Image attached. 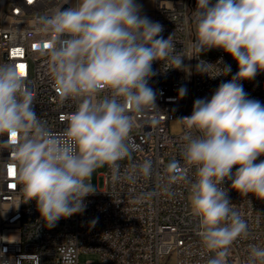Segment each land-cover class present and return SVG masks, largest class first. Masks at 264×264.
Here are the masks:
<instances>
[{
	"label": "clouds",
	"instance_id": "clouds-1",
	"mask_svg": "<svg viewBox=\"0 0 264 264\" xmlns=\"http://www.w3.org/2000/svg\"><path fill=\"white\" fill-rule=\"evenodd\" d=\"M142 10L138 0H64L35 21L47 39L43 45H49L40 51L48 57L56 91L62 100L77 101L62 132L51 130L37 115L26 76L14 63L0 62V148L11 147L24 203L36 202L49 229L85 211V198L97 192L91 183L96 170L107 166L113 183L156 175L150 159L123 171L119 162L140 149L131 135L136 116L158 109L157 93L149 85L157 75L153 63L167 60L175 66L163 71L190 66L175 50V32L164 38V26ZM193 23L195 71L209 75V68L219 65L210 77L231 73L222 57L216 64L197 58L213 49L230 55L238 71L210 99H196L191 115L177 119L184 128L183 165L172 159L157 177V187L168 193L186 180L189 167L195 169L190 206L199 220L203 249L211 254L207 264H227L234 242L249 235L229 191L264 201V160L257 162L264 156V104L249 98L241 83L264 72V0H197ZM187 92L181 86L178 98ZM3 255L0 264H10ZM245 264H264V247L250 245Z\"/></svg>",
	"mask_w": 264,
	"mask_h": 264
},
{
	"label": "built area",
	"instance_id": "built-area-1",
	"mask_svg": "<svg viewBox=\"0 0 264 264\" xmlns=\"http://www.w3.org/2000/svg\"><path fill=\"white\" fill-rule=\"evenodd\" d=\"M196 2L152 1L151 20L164 26V38L175 32V50L186 57L184 64L191 68L163 71L175 66L167 60L153 63L157 75L149 85L157 93L158 109L136 116L137 126L131 135L140 149L133 152L130 159L119 162L123 171L133 163L150 159L156 175L140 178L135 183H113L106 166L104 189L85 198V211L62 218L49 229L40 219L36 202L24 203L20 185L15 175L9 173L10 168L15 170L11 147L0 148L2 260H9L10 264H81V255L96 254L97 263L85 264H207L211 254L203 249L197 234L199 220L190 206V182L196 179L195 169L189 167L186 180L173 184L168 193L157 187V177L163 175L172 159L183 165L180 147L184 128L177 119L191 115L196 99H210L219 84L231 80L238 71L236 61L221 49L211 50L212 57L197 58L216 64L222 57L224 64L231 65V73L210 77L217 74L219 65L209 68L210 76L195 71L198 61L192 57L196 56L193 50ZM63 3L64 0H0V62H12L16 67L24 65V76L35 92V111L54 132L63 131L68 116L76 111L77 101L62 100L56 91L48 69V57L40 51L47 39L38 32L35 21ZM190 78L191 94L188 90ZM241 83L249 98L264 104V72L254 80ZM181 86H186L188 92L179 99ZM152 120L156 123L152 124ZM259 160H264V156L257 162ZM230 184L231 181H226L224 186L230 189ZM152 192L155 194L147 195ZM229 197L249 228L248 237L234 242L230 255L236 264H245L250 245L264 247V201L252 194L243 197L235 190L229 191ZM94 219L97 222L92 226L90 222ZM17 236L19 242L13 243Z\"/></svg>",
	"mask_w": 264,
	"mask_h": 264
},
{
	"label": "rangeland",
	"instance_id": "rangeland-1",
	"mask_svg": "<svg viewBox=\"0 0 264 264\" xmlns=\"http://www.w3.org/2000/svg\"><path fill=\"white\" fill-rule=\"evenodd\" d=\"M152 1L153 0H138L139 3H141L143 5V10H142V14L147 15L150 19H151V10H152ZM214 56V53L210 50L206 53H203L201 55L202 59H206L208 57H212ZM189 93H192V82H191V78L189 81ZM106 170V166L103 168H100L98 170H96L93 173V176L91 178V183L93 184L94 188L96 189V191H101L104 189V177L103 174ZM98 262L99 258L96 254H84L81 255L80 257V263L81 264H85L88 262ZM227 264H236V261L231 257L230 255V251H229V255L227 257Z\"/></svg>",
	"mask_w": 264,
	"mask_h": 264
},
{
	"label": "snow or ice",
	"instance_id": "snow-or-ice-1",
	"mask_svg": "<svg viewBox=\"0 0 264 264\" xmlns=\"http://www.w3.org/2000/svg\"><path fill=\"white\" fill-rule=\"evenodd\" d=\"M43 46L45 48H47L49 45L48 44H44ZM34 47H39V45H34ZM19 51H20L19 49L16 50L17 53H19ZM17 68L19 69L21 75H25L24 65L23 64L17 65ZM12 140L15 141V134H12ZM9 173L12 174V175H15V170L13 168H10L9 169Z\"/></svg>",
	"mask_w": 264,
	"mask_h": 264
}]
</instances>
